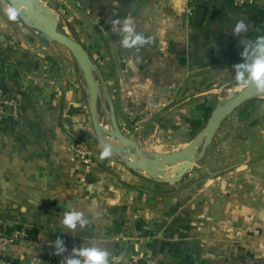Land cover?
I'll return each instance as SVG.
<instances>
[{
  "label": "crops",
  "instance_id": "crops-1",
  "mask_svg": "<svg viewBox=\"0 0 264 264\" xmlns=\"http://www.w3.org/2000/svg\"><path fill=\"white\" fill-rule=\"evenodd\" d=\"M39 1L95 62L99 107L113 102L121 130L149 153L184 147L205 128L224 93L241 86L233 66L245 46L264 36V0ZM8 4L0 0V87L17 106L0 113V217L32 239L0 247V256L61 264L74 248L100 245L111 251L110 264H128L138 253L155 264H264V101L230 114L181 181H157L118 155L100 158L75 58L20 18L10 21ZM199 6L205 16L195 24ZM129 15L155 41L138 52L108 34L118 31L110 21ZM241 18L249 30L237 36ZM72 210L84 213L86 227L62 225Z\"/></svg>",
  "mask_w": 264,
  "mask_h": 264
},
{
  "label": "water",
  "instance_id": "water-1",
  "mask_svg": "<svg viewBox=\"0 0 264 264\" xmlns=\"http://www.w3.org/2000/svg\"><path fill=\"white\" fill-rule=\"evenodd\" d=\"M9 3L23 9L19 18L27 27L36 30L41 39L63 45L72 53L85 80L92 127L100 145L104 147L108 144L105 139L106 136L119 139L121 143L112 145V153L125 160L128 168L142 171L157 181L164 183L181 181L194 168L196 162L204 157L226 118L244 103L258 97H264V94L258 93L254 86L232 91L229 98L215 106L205 128L186 146L172 152H158L151 156L137 141L121 130L113 102H109V107L102 104L109 117L110 127L105 119H101L99 101L102 92L101 83L95 75L96 64L84 45L79 42L77 35L62 31L57 17L44 7L39 0H9ZM204 16L205 7H197L192 16L193 23L201 24ZM108 34L114 44H120L122 39L120 31H113L109 28ZM120 59L125 69L122 55H120ZM11 72L10 74H14L13 71ZM172 166H179L180 169L175 174L169 175L168 171ZM185 261H188V256Z\"/></svg>",
  "mask_w": 264,
  "mask_h": 264
},
{
  "label": "clouds",
  "instance_id": "clouds-1",
  "mask_svg": "<svg viewBox=\"0 0 264 264\" xmlns=\"http://www.w3.org/2000/svg\"><path fill=\"white\" fill-rule=\"evenodd\" d=\"M4 12L10 21H16L23 12L22 8H17L13 3H9ZM114 30L121 33V44L127 49H136L154 43V37L145 36L144 33L136 30L133 18L129 15L123 22L120 20L110 21ZM119 26V27H118ZM249 30V24L246 19H238L233 27V34L240 35L242 32ZM241 43H244L243 41ZM242 61L234 65L235 80L242 87L248 88L254 86L258 93L264 94V36H258L255 41V47L251 43L245 46L241 53ZM131 63V61H130ZM150 87L149 83L143 85L145 91ZM112 155L111 143L105 145L100 153L101 159H107ZM71 209V205L68 206ZM62 225L70 230H76L78 225L83 228L86 227L89 221L84 218V213L81 211H65ZM55 247V254L62 255L66 251V246L61 238L53 242ZM110 250L104 249L100 245H91L86 247L74 248L72 255L65 257L61 264H110L109 257ZM83 258V259H81Z\"/></svg>",
  "mask_w": 264,
  "mask_h": 264
},
{
  "label": "built area",
  "instance_id": "built-area-1",
  "mask_svg": "<svg viewBox=\"0 0 264 264\" xmlns=\"http://www.w3.org/2000/svg\"><path fill=\"white\" fill-rule=\"evenodd\" d=\"M235 1H244V0H235ZM188 14L192 15V9H188ZM7 106H17V99L12 94L5 92L3 88L0 87V113H4ZM77 151L82 155L86 156L87 151L84 146L77 144ZM5 222L0 217V247L4 249L6 246L23 242L26 240H31V234L27 228L23 227L21 229L12 228L7 229ZM0 264H11L10 261L5 259L3 256H0ZM128 264H155L154 261L145 254L138 253L136 254Z\"/></svg>",
  "mask_w": 264,
  "mask_h": 264
},
{
  "label": "rangeland",
  "instance_id": "rangeland-1",
  "mask_svg": "<svg viewBox=\"0 0 264 264\" xmlns=\"http://www.w3.org/2000/svg\"><path fill=\"white\" fill-rule=\"evenodd\" d=\"M118 58H119V57H117V61L119 62ZM95 74L97 75V72H96ZM240 88H241V87L238 86L237 89H236L235 91H237V90L240 89ZM224 94H225V95H224L223 98H225V97H226V98H229L227 92L224 93ZM257 99L264 101V97H258ZM100 116H101V119H102V120H103V119L106 120L108 126L110 127V125H109V124H110V123H109V117H108L107 113L104 111V109H103L102 107H100ZM96 139H97V138H96ZM114 139H115V138H114ZM96 141H97V144H98V143H99L98 140H96ZM99 144H100V143H99ZM119 144H120V142H119L118 144H114V145H119ZM180 148H182V147H178L177 149L172 150V149H167V148L163 149V147H156V149H154V150H150V151H151V153H153V154L155 155V154L158 153V152H172V151L178 150V149H180ZM170 175H171V174H170Z\"/></svg>",
  "mask_w": 264,
  "mask_h": 264
},
{
  "label": "bare ground",
  "instance_id": "bare-ground-1",
  "mask_svg": "<svg viewBox=\"0 0 264 264\" xmlns=\"http://www.w3.org/2000/svg\"><path fill=\"white\" fill-rule=\"evenodd\" d=\"M241 88L240 89H238V90H241L243 87L242 86H240ZM237 90V91H238ZM227 92V91H226ZM225 95V94H224ZM223 95V96H224ZM115 137H112V136H106V142L109 144V143H111V145H114V144H118L119 142H120V140L119 139H117V138H115ZM121 143V142H120ZM151 154V156H154V154L153 153H150ZM179 166H172L171 168H169V171H168V174L170 175V174H172V173H176V172H178L179 171ZM144 173V172H143ZM145 174V173H144Z\"/></svg>",
  "mask_w": 264,
  "mask_h": 264
},
{
  "label": "trees",
  "instance_id": "trees-1",
  "mask_svg": "<svg viewBox=\"0 0 264 264\" xmlns=\"http://www.w3.org/2000/svg\"><path fill=\"white\" fill-rule=\"evenodd\" d=\"M120 51H121V55L123 56V49L121 48Z\"/></svg>",
  "mask_w": 264,
  "mask_h": 264
}]
</instances>
